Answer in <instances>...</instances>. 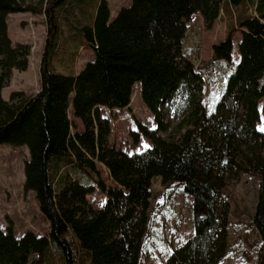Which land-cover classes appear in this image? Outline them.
Listing matches in <instances>:
<instances>
[{"label":"trees","instance_id":"trees-1","mask_svg":"<svg viewBox=\"0 0 264 264\" xmlns=\"http://www.w3.org/2000/svg\"><path fill=\"white\" fill-rule=\"evenodd\" d=\"M67 2L0 0V143L28 146L24 188L36 192L50 223L49 235L16 236L0 226V264H144L155 177L181 182L193 197V234L165 264H224L232 225L224 192L227 179L242 173L258 179L250 226L260 235L257 264H264V0H133L113 20L102 0L85 28L95 57L77 75L51 69ZM17 12L47 18L41 88L5 100L3 89L15 70L29 68L32 53L31 44H14L9 34L8 16ZM197 12L208 29L223 16L227 25L202 64L184 49L188 20ZM137 83L157 125L137 120L135 141L142 135L152 143L130 154L111 144L102 108L128 107ZM166 109L176 125L166 120ZM96 162L108 168L114 186ZM67 168L83 178H68ZM98 188L107 199L95 209L87 197Z\"/></svg>","mask_w":264,"mask_h":264},{"label":"rangeland","instance_id":"rangeland-1","mask_svg":"<svg viewBox=\"0 0 264 264\" xmlns=\"http://www.w3.org/2000/svg\"><path fill=\"white\" fill-rule=\"evenodd\" d=\"M102 0H68L67 9L61 10V32L59 46L54 53L51 69L69 75H77L95 57L91 46L86 45L85 28L94 24L98 6ZM113 20L123 6L133 0H107ZM9 34L13 43L25 42L32 45L30 66L25 71L15 70L10 84L2 95L9 100L14 91L34 94L41 88L40 64L46 46L47 18L44 14L31 12L11 13L8 16ZM227 35L226 19L223 16L208 29L200 12L188 20L184 40L186 53L197 63L211 60L213 45ZM241 33L234 36L233 60L239 61L238 41ZM264 83V76L261 80ZM102 114L110 119L109 140L119 149L130 154L147 149L151 141L140 135L135 141L137 120L149 127H156L154 115L144 103L140 94V83L135 84L131 104L126 108H102ZM166 120L176 125L173 113L165 110ZM70 118L78 129L83 124L69 110ZM259 128L264 129V113ZM30 158L28 146H13L0 143V226L7 231L10 227L16 236L26 231L38 235H49L50 223L42 213L36 192L27 191L25 183V161ZM97 168L108 186L115 183L108 168L100 162ZM68 178H83L73 168H67ZM258 179L246 173L230 176L224 192V203L231 217L230 239L224 264H257L260 258V235L250 226L258 201ZM153 196L149 212L148 229L143 240L144 264H165L167 255L178 249L193 234V197L186 194L179 181L164 184L161 177L153 179ZM93 208L103 207L107 195L98 188L88 195ZM35 256H33L34 258Z\"/></svg>","mask_w":264,"mask_h":264},{"label":"crops","instance_id":"crops-1","mask_svg":"<svg viewBox=\"0 0 264 264\" xmlns=\"http://www.w3.org/2000/svg\"><path fill=\"white\" fill-rule=\"evenodd\" d=\"M239 42V41H238ZM235 62H237V61H235ZM39 92V91H38ZM38 92H36V93H38ZM36 93H34V94H36ZM72 111H73V109H72ZM78 120V119H77Z\"/></svg>","mask_w":264,"mask_h":264}]
</instances>
